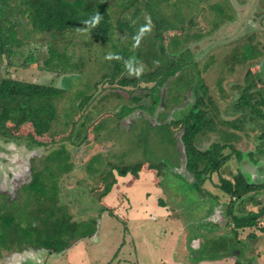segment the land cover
<instances>
[{
    "label": "rangeland",
    "instance_id": "obj_1",
    "mask_svg": "<svg viewBox=\"0 0 264 264\" xmlns=\"http://www.w3.org/2000/svg\"><path fill=\"white\" fill-rule=\"evenodd\" d=\"M103 1L108 4L107 10L114 24L112 36L106 41L94 40L85 29L56 35H51L50 32L26 35L30 25L28 15L22 14L25 8L22 0H8L11 22L4 23L5 30L7 32L13 30L21 43L9 45L14 51L10 55L2 53L0 77L10 75L19 80L54 84L60 87L61 94L52 98L54 119L49 122L51 123L48 126L49 132L43 137H37L38 141L44 142L45 145L30 146L28 140L24 138L4 141L5 138L0 137V192L12 198H0V203L5 207H13L17 217L21 216V210L28 213L34 208L38 202L34 196L36 190L29 189L32 162L30 160L36 158L37 168H42L39 159L63 144L69 152L73 166L67 163L68 158L59 155L58 161H66L65 167L61 162L58 168L50 166L45 171L41 170L43 171L41 177L44 180H41L43 185L39 187L40 192L47 196L45 200L47 205L66 204L76 220L95 219L93 216L101 206V201H105V191L112 182L113 176L108 173L111 166L134 165L141 162L145 169L141 167L139 172L143 176L151 175L152 183L154 182L156 186L162 185L163 180L158 177L156 169H149L145 165L146 163L162 165L165 171L161 170L160 176H163L165 184L171 186L170 189L167 188L168 198L165 199V203L169 211L179 216L183 222L187 238H196L193 240L194 246L192 241H187L188 245L193 247L191 249L188 246V250L193 254L209 257L222 253L232 255L235 250L243 251L238 234L241 235L242 230L245 231L244 235L255 229L259 230V225L248 228L252 230L250 232L244 226L238 225L239 221L236 219L239 218L234 219L226 212L231 198L222 192L219 178L232 179V174L245 168L253 173L254 166L249 164L247 157L241 161L238 159L236 154L239 149L241 152L248 151L250 158L255 157L259 161L264 157L263 121L257 118L256 114L251 115L248 108L239 110L234 107L242 89L252 78L251 75H246L247 70H251L257 77L264 78V30L253 29L258 21L253 9L255 0H132L131 3H126L127 0ZM120 21L133 24L137 41L133 54L139 52L143 57L138 59L134 66L129 65L136 60L133 55L130 60H123L121 72L117 77L123 73L126 74V78L136 75L147 77L148 72L163 68L166 60L178 59V56L188 59L185 61L184 69L177 72V74L184 72L183 80L178 83L175 76H171L168 78L171 83L165 84L157 91L162 95V105H165L167 112L166 116L162 114L161 119H156V111L150 115L143 107H137L138 109L130 114L120 117L127 112L128 107L147 105L148 88L155 82V79L149 82L143 79L138 81L136 86H123L116 82L117 79L113 81L106 79L110 78L114 71L116 62L114 58L126 54L121 49L130 38L128 28L119 29L116 26ZM157 21L159 22L157 30L162 31L161 37L156 36ZM114 43L117 47L112 45ZM51 45L59 52H65L67 59L74 64L80 62L83 56L90 62L84 64L78 71L71 69L69 74L66 72L65 75L56 69L50 70L44 67V60L49 56L48 48ZM174 45H177V48H174ZM248 45L254 57L241 61L248 52ZM154 52L160 56L158 60L150 58ZM147 59L152 60L150 64ZM9 61L13 65L8 66ZM126 61L127 64H124ZM162 72H165L164 68ZM189 81L191 86H188ZM200 84L208 89L205 95L213 99L212 104L206 102L205 109L207 117L213 119L216 129L200 133L194 141L195 146L205 150L216 141L219 145L227 143L229 146L223 152L231 154V157L218 172L211 174L210 181L206 179L205 183L200 182V186L195 184V189L185 183L180 175L170 170L175 169L174 164L178 161L175 133L172 131L179 130V125L171 127L169 122L174 120L175 123V119L183 117L195 99L193 87ZM260 87V92L264 94V84ZM255 90L253 88V92ZM92 94L81 109L72 105L73 101L78 104L86 95ZM256 97L251 100L252 103L256 101ZM171 99L173 101H170ZM172 104L181 107L174 108L171 107ZM72 107L74 110L76 108L74 115L70 114ZM158 108L159 105L156 106V110ZM156 120L160 123L152 124ZM226 121L229 123H225ZM82 122L84 123L81 126ZM0 125L1 128L8 127L9 131H16V134L22 136L33 133L27 124L17 129L9 122ZM85 135L86 139L83 140L82 137ZM73 139L76 140L75 143H71ZM116 183L112 186L120 185ZM203 189L209 190L208 193L203 194ZM157 194L149 191L148 196L157 200ZM118 200H123V195H119ZM248 202H255L257 207L261 206L260 210L264 209V187L260 189V193L254 194L252 199L246 198L239 206L237 204V211L244 212ZM41 206L43 204L39 207ZM53 210L57 209L54 207ZM51 218L59 225V221L50 215V209L44 213L41 222L45 224L44 219L51 221ZM82 221L79 227L84 225ZM1 223L7 228L2 219L0 227ZM56 226L52 225L50 239H55L58 227H64L62 223ZM21 234L24 235L17 233V236L20 238ZM36 237L30 236L26 242L44 247L40 237ZM249 238L251 237L242 240ZM71 243L72 241L64 243V248ZM12 244L14 245V241L0 237V254L6 247H12ZM246 246L247 244L245 248L248 249L249 245Z\"/></svg>",
    "mask_w": 264,
    "mask_h": 264
},
{
    "label": "trees",
    "instance_id": "obj_2",
    "mask_svg": "<svg viewBox=\"0 0 264 264\" xmlns=\"http://www.w3.org/2000/svg\"><path fill=\"white\" fill-rule=\"evenodd\" d=\"M131 1L132 0H127L126 3H131ZM22 2L25 7L22 10V14L26 13L28 15L30 25V28H27L26 30V35L42 32H50L51 35H56L77 29H85L90 33L91 38L96 41L110 40L112 36L114 24L107 10L108 4H106L103 0H22ZM8 6V0H0V58L2 53L10 55L14 52L9 45L21 43V40L15 37V32L13 30L10 32L5 30L6 26L4 23L11 22L9 20L11 9ZM134 15L136 16L137 14L134 13ZM189 22L193 23L192 21ZM156 23L157 30L159 22L157 21ZM116 24L119 29L128 28L130 38L126 45L123 44L125 45L124 48L121 49L122 51L126 52V54L117 55L114 58V60H116L114 63V71L112 72L111 77L106 79H110V81L117 79L116 82L123 86H136L138 85L137 82L143 79H146L148 82L155 79L154 84L148 88L150 91V96L153 97L152 105H155L159 101V95H157V91L162 85L171 83V80H168L169 77L175 76L178 83L183 80L182 76H184V72H180L179 74H177V72L184 69L185 61L188 59H183L178 56V59L173 58L166 60V65H164V67L162 65V67L165 69V72H162L163 68L160 70L156 69L153 72H148L147 77H145V75H136L131 78H126L125 73L117 77V75L121 72L123 60H130L133 55L136 60H134L129 65L134 66L136 61L141 59L143 56H141L139 52L133 54V52L136 50L135 45L137 44L133 24L131 23L130 25L128 22L121 21L117 22ZM13 25L14 24H12V26ZM161 33L162 31L157 30L156 36L158 35V37H161ZM112 45L117 47L115 43ZM248 46V52L244 54V57H242L243 60L241 61H246L247 59L254 57V54L251 53L250 45ZM161 47L163 46L161 45ZM163 48L161 49L163 50ZM174 48H177V45H174ZM48 52L49 56L46 60H44V67H47L50 70L56 69V71H60L61 73H64V75L66 72L69 74L71 69L78 71L80 67L82 68L84 64H88L90 62V60L85 59L83 56L80 59V62H76L74 64L67 59L65 52H59L52 45L49 46ZM159 57L160 56H158V54L155 52L151 53L150 56L152 60H158ZM151 59H147L149 64L152 61ZM7 64L8 66L13 65V63L10 61L7 62ZM124 64H127V61ZM252 73L253 72L251 70H247L246 75H251L252 78L242 89L241 94L234 103V107L239 110L248 108L251 115L256 114L257 118H260L264 123V94L260 92V85L264 84V81H262L264 78L261 76L257 77ZM157 75L160 77H157ZM190 81L188 82V86H191ZM253 88L256 89L254 92ZM193 90L195 93V103L190 104L188 110L182 115L183 117L177 118L175 123L177 125L181 124V136L183 145L185 147L184 149L187 157L188 168H190L195 173V176L200 183L204 179H210V175L212 173L218 172L221 167L224 166L229 160L231 154H225L223 152V150L229 146L227 143L221 145L218 143H213L208 149L205 150H200L195 146L194 140L200 133L214 130L216 127L213 119L206 116V102L209 104H212L213 102L209 96L205 95V86L200 84L198 87L194 86ZM58 94H61V89L59 86L54 84L46 85L38 82L19 80L11 77L10 75L0 77V124L3 122H9V124H13L14 129L27 124L30 128V131L33 132L22 136L19 133L16 134V131H9L7 129L8 127L1 128L0 125V137H4V141L24 138L28 140L30 146L45 145L44 142L38 141L39 139L37 137H43L49 132L48 126L51 124L49 122L54 119L52 98H55V96ZM92 96L93 94L86 95V97H84L82 101L80 100L78 104L73 101L72 105H75L81 109L83 104L87 102ZM254 96H257V99L254 103H252L251 100H253ZM132 107L133 106L128 107L126 113L131 111ZM75 110L72 107L70 114L74 115ZM122 116L124 117V115ZM122 116L120 117L123 118ZM74 122L75 121L73 119L72 126H74ZM83 123L84 122L81 123V126ZM225 123L229 122L226 121ZM261 134H259V136L262 138ZM76 136L77 138L79 137V131L76 133ZM82 139H86V135L83 136ZM50 142L52 143L53 140ZM75 142L76 140L74 139L71 141V143ZM53 150L39 159L40 163L43 165L42 168H37L36 158H31L30 160L32 162H30L31 179L28 182L30 186L29 189L31 190L34 188L36 190L34 196L35 201L38 203H34L35 207L30 209L28 213L24 210H21V216L19 215L18 217L15 216L16 211L14 212L13 207H5L0 203V219H2L3 223L5 222L7 225V228H4V225L1 223L2 226L0 227V232L11 236L15 234L18 239L17 242L24 239L27 240L30 236H37L36 238L40 237L39 239L42 241V244L45 248L49 249L50 251H60L65 247L64 243L71 241L75 236L83 235L85 232L79 230V226L74 222H71V216L65 217L69 214H67L66 209H61L59 206L56 207V205H59L58 203L52 206H50V204L47 205L45 203L47 196H45L43 192H40L39 186L43 185L41 180H44L41 177L43 172L41 170L45 171L50 166L52 168H58L59 163L61 162V164H63L65 167L66 161H58L60 156L64 157L65 159L68 158L67 163H70L71 167L73 166L70 160L69 152H67L63 144H60L59 148ZM236 155L239 157V153ZM56 161L57 163H55ZM141 167L142 163L139 162L138 164L134 165H122L117 167L111 166V169L115 170L118 175L121 176H125L127 173H131L136 176L141 170ZM145 167L149 169H156L157 166L149 163L146 164ZM111 169L108 172L109 175L111 174ZM142 169L145 168L142 167ZM250 177L251 176L247 173L245 174L242 171H237L235 174H232V179H226L224 177L219 178V184L222 192L224 195L227 194L231 198L227 204L226 212L230 213L234 219L239 218L236 219L239 221V226H252L256 224V221L260 215L264 216L263 208L261 210L259 209L257 212L248 211L245 213H238L236 210L237 204H239L240 201L243 202L246 198H253L251 197V194L247 195L249 192L257 190V192H259L260 189L264 187V182L257 183L253 179H250ZM113 182L114 181L112 179L111 183ZM199 183L197 182L196 185L198 186ZM1 196L3 195L0 193V197ZM40 204H43V206L39 207ZM54 207L58 211L53 210ZM9 208L11 210H9ZM49 209L50 215L54 216L56 221H59L58 224L60 225V223H62L64 225V227L57 228V236L55 239L49 238V232L52 228V225H57L55 223V219L51 218L53 223L49 219H44L43 222L45 224L41 222L43 220L41 218L44 216V213L48 212ZM5 210L6 212H4ZM16 210H18V207ZM57 212L59 213L57 214ZM90 221L92 220H89L88 222ZM36 226H39V228ZM83 227L86 226L83 225ZM12 232H14V234ZM17 233H24V235L21 234V237L19 238ZM70 235L72 237H69ZM56 238L58 240H56Z\"/></svg>",
    "mask_w": 264,
    "mask_h": 264
},
{
    "label": "crops",
    "instance_id": "obj_3",
    "mask_svg": "<svg viewBox=\"0 0 264 264\" xmlns=\"http://www.w3.org/2000/svg\"><path fill=\"white\" fill-rule=\"evenodd\" d=\"M253 9L258 18L253 29L264 30V0H255ZM249 161V164L255 166L251 159ZM259 164L264 171V157ZM110 176H113L114 183L120 185H111L105 191V201H101V206L93 216L96 218H92V221L83 218L76 220L66 204L58 203L71 216V222L79 226L83 220L82 224L87 227H79V230L85 232L83 235L75 236L72 243L60 251H50L29 244L26 239L17 242L15 234L11 236L0 232V237L14 241L12 247L7 245L6 250L0 254V264H264V216L260 215L256 221L259 230L251 232L248 229L256 224L248 227L245 225L244 228L251 233L244 235L245 231L242 230V234H238V240L242 242L245 251L235 250L232 255L222 253L210 257L196 255L188 250V242L192 241L194 246L193 240L196 238H187L179 216L170 212L165 202L159 203L148 196L149 191L152 194L158 193V189L152 185L151 175H147V178L138 172L136 176L131 173L121 176L116 172ZM119 195H123V200H118ZM248 204L243 213L257 212L261 208L255 202ZM248 236L251 237L249 240H242ZM245 244L249 245L248 249Z\"/></svg>",
    "mask_w": 264,
    "mask_h": 264
},
{
    "label": "flooded vegetation",
    "instance_id": "obj_4",
    "mask_svg": "<svg viewBox=\"0 0 264 264\" xmlns=\"http://www.w3.org/2000/svg\"><path fill=\"white\" fill-rule=\"evenodd\" d=\"M195 24V23H194ZM165 85V84H164ZM164 85H162V86H164ZM161 86V87H162ZM160 87V88H161ZM159 88V89H160ZM205 90H206V93H207V91H208V89L205 87ZM201 91V90H200ZM148 100H149V103L147 104V105H139V106H133L132 107V111H130V112H128V113H126V114H124V116H126V115H128V114H130L131 112H133L134 110H136V109H138L137 107H143V108H145V110H147V112H148V114H150V115H153L154 113H155V111H156V119H161V116H162V114L164 113V116H166L167 115V112L165 111V105H162V95L161 94H158L157 93V95H159V100H160V102L158 101V103L157 104H155V105H152V102H153V97L152 96H150V91L148 92ZM183 96L185 97V95L183 94ZM197 96V95H196ZM179 98H180V94H179ZM197 99V98H196ZM179 100V99H178ZM177 100V101H178ZM211 100L213 101V99L211 98ZM170 101H173V99H171ZM185 101V100H184ZM196 101V100H195ZM193 103H195L194 101H193ZM193 103H191V104H193ZM157 105H159V108L156 110V106ZM162 106V107H161ZM171 107H174V108H178V107H181V106H179V105H176V104H172L171 105ZM215 110V109H214ZM207 114V113H206ZM147 115V114H146ZM145 115V116H146ZM207 116V115H206ZM123 117V116H122ZM142 118H145V117H142ZM180 118V117H179ZM176 120V119H175ZM173 121L174 120H171L169 123H171V127H177L178 125H179V130H176V131H172V132H174L175 133V140H176V152H177V156H178V161H177V163L176 164H174V165H176L175 166V169L173 170L172 168L170 169L171 170V172L173 173L174 172V174H177V175H180V177L183 179V181L185 182V183H187L188 185H190V186H193L194 188H195V184L198 182L199 183V180H197V178H196V176H195V173L190 169V168H188V162H187V157H186V154H185V147H184V145H183V142H182V128H181V124H174L173 123ZM152 123V122H151ZM155 123H160V121H158V120H156L154 123H152V124H155ZM162 123H164V122H162ZM172 130V129H171ZM195 141V140H194ZM214 143H219V142H214ZM213 143H211V145H212ZM221 144V143H220ZM238 153H239V160L241 161V159H243V158H245V157H247L248 159H251L250 158V154H248V153H246V152H241L240 151V149H239V151H238ZM252 160V163L253 164H255V166L253 167V173L252 172H248V171H246L245 169H241L242 171H243V173H247V174H249L251 177H250V179H253L255 182H257V183H261V182H264V171H262L261 170V166H260V161L259 160H256L255 159V157L254 158H252L251 159ZM146 164H149V163H146ZM157 167H156V170L155 171H157L156 173L157 174H159V176L158 177H160V179H162L163 180V183H162V180H161V183H162V185H159V184H156V186H155V183L153 182L152 183V185H153V187H155V188H157L158 189V194H157V200L159 201V203L160 202H165L166 200V198H168L167 197V188H169L170 189V185L169 184H165V180H164V178H163V176H160V171L162 170V171H165L164 169H162V165H156ZM172 167V166H171ZM111 169V168H110ZM112 170V169H111ZM168 170V169H167ZM164 174V173H163ZM30 175H31V170H30ZM211 176V175H210ZM211 179V178H210ZM210 179H209V181H210ZM205 181H206V179H204L202 182H201V184H203V183H205ZM112 184H114V183H110L109 185L111 186ZM205 185V184H204ZM198 186H200V183H199V185ZM196 189V188H195ZM198 190V189H197ZM208 191L209 190H207V189H203L202 190V192H203V194H207L208 193ZM258 191V190H257ZM257 191H252V192H249L247 195H252L251 197H253L254 196V194H256L257 193ZM1 193V192H0ZM3 196H1V197H3V198H1V199H12L11 197H8L7 196V194H5V193H1ZM182 194V193H181ZM246 197V196H245ZM220 206V205H219ZM221 206H222V204H221Z\"/></svg>",
    "mask_w": 264,
    "mask_h": 264
},
{
    "label": "water",
    "instance_id": "obj_5",
    "mask_svg": "<svg viewBox=\"0 0 264 264\" xmlns=\"http://www.w3.org/2000/svg\"><path fill=\"white\" fill-rule=\"evenodd\" d=\"M234 210V209H233ZM234 212H235V210H234Z\"/></svg>",
    "mask_w": 264,
    "mask_h": 264
}]
</instances>
